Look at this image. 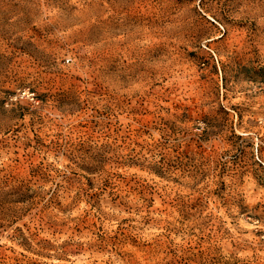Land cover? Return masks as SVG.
<instances>
[{
	"label": "rangeland",
	"instance_id": "obj_1",
	"mask_svg": "<svg viewBox=\"0 0 264 264\" xmlns=\"http://www.w3.org/2000/svg\"><path fill=\"white\" fill-rule=\"evenodd\" d=\"M264 0H0V264H264Z\"/></svg>",
	"mask_w": 264,
	"mask_h": 264
},
{
	"label": "built area",
	"instance_id": "obj_2",
	"mask_svg": "<svg viewBox=\"0 0 264 264\" xmlns=\"http://www.w3.org/2000/svg\"><path fill=\"white\" fill-rule=\"evenodd\" d=\"M261 86L264 88V80L263 81H261Z\"/></svg>",
	"mask_w": 264,
	"mask_h": 264
}]
</instances>
